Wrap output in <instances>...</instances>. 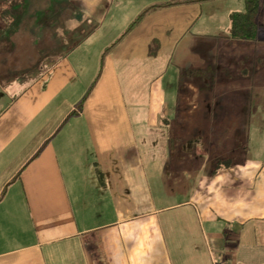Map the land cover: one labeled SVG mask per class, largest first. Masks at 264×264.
<instances>
[{
	"label": "crops",
	"instance_id": "crops-1",
	"mask_svg": "<svg viewBox=\"0 0 264 264\" xmlns=\"http://www.w3.org/2000/svg\"><path fill=\"white\" fill-rule=\"evenodd\" d=\"M142 1L134 11L126 8L135 25L112 46L124 55L129 41L144 56H166L162 74L146 84L148 113L102 107H124L129 94L128 82L121 90L118 63L111 58L107 89L88 100L86 88L80 90L87 79L82 46L64 52L43 77L15 83L0 77V264H264V139L263 145L249 142L264 129L247 114L200 113V105L214 98L210 58L221 54L220 47L225 56H241L239 45L255 50L264 13L259 10L257 39L250 43L230 37L229 16L244 10L241 0L223 11L211 9L217 0ZM99 3L85 0L92 15ZM205 4L209 9H202ZM169 8L187 10L192 21L175 24ZM120 10L101 17L112 18L110 32L119 26ZM49 38H56L55 30ZM7 48L0 46V52ZM173 54L196 60L177 67L184 80L169 73ZM242 66L230 62L222 68H237L244 75L239 80L264 89L261 75L247 74L256 65ZM238 79L226 83L242 84ZM179 86L184 89L178 93ZM157 103H165L164 109H155ZM238 130L240 144H233ZM153 132L163 144L152 143ZM168 181L185 186L172 192ZM166 197L179 201L165 204Z\"/></svg>",
	"mask_w": 264,
	"mask_h": 264
},
{
	"label": "rangeland",
	"instance_id": "rangeland-1",
	"mask_svg": "<svg viewBox=\"0 0 264 264\" xmlns=\"http://www.w3.org/2000/svg\"><path fill=\"white\" fill-rule=\"evenodd\" d=\"M2 1H6L7 5L0 6V31H3L1 37L2 45L0 46H7L8 48L0 52L1 78H5V80H9V82L12 81L15 83L16 81H22V79L36 78L35 74H37V78L39 76L43 77L51 69V63L55 65L61 61L60 57L64 56V52L66 53L67 50L72 48H75L74 50H80V46H82V64L85 67L84 74H86L87 79L85 78L86 80L82 82L80 90L83 91L86 88L88 100L94 99L97 92H105L107 89L104 73L107 62L111 58L112 63H118L117 76L120 81L121 90L124 91L125 89L122 85L123 82H128V87L126 89L129 94H127L125 98L123 97L126 101L124 107H128V109H125L123 104L116 106L114 103L107 102L102 103V107H106V109L113 108L118 111H134L136 113L149 112L146 110L148 102H145L147 98L146 84H148L154 77L162 74L161 72L164 69L163 59L166 56H144L141 47L135 49L133 47L130 48L134 43L129 41H127L128 45L121 51L122 53H125L124 55H121L120 51L113 52V47L115 45L112 46L115 40H118L119 38L124 42V39L122 38L128 34L127 30L135 25L132 16H129V14L126 13V8L134 11L137 7L142 6L139 4L140 1L144 5L145 2L142 0H99L101 5L99 3L97 12L92 15L85 6V0H0V2ZM157 1L151 0L153 4ZM160 1L167 2L170 0H159L158 2ZM236 1L237 0H217L215 3H212L211 9L223 11L226 4ZM243 1L244 0H241L244 9ZM262 2L263 4H261L260 10L261 13H264V0H262ZM237 3L240 5L239 1H237L236 4ZM88 4L90 5L89 2ZM117 7H121L119 14L120 23L118 28H114L110 32L108 27L113 25L112 18L101 17H103V15L109 16L111 9ZM209 7L210 5L205 4L202 9L207 10ZM149 9L150 7L147 10ZM239 9L237 8V10ZM169 10V16H177L174 17L175 24L177 25L187 24L192 21V18L186 15L190 13L187 12V10H176L172 8H169ZM98 18H100V20L96 21ZM229 18L231 22V15ZM221 21L223 25L228 23L225 18ZM82 25L83 27L80 28L79 26ZM89 25H91V27H89ZM98 25L100 26L102 33L97 29ZM51 29L56 32V38L52 41L51 38H49L51 37ZM30 32H33L37 37ZM224 33L225 32L222 31L223 35ZM259 38L262 39V42L255 47V50L252 48L246 49V45H239V48L243 49L241 56L222 55L224 50L220 47L219 52L221 54L210 58V64L213 65V76L215 77L216 82L213 92L214 98L210 99V97H208L207 99H209V101L206 102L208 104L200 105V113L208 111L209 114H218L220 112L225 114L236 112L240 116H242V114H247L254 127L264 129V89L260 88V90H252L253 88L251 86L245 84V80H239L238 77H244V75L237 71V68L234 71H223L222 68L226 63L236 62L237 64L243 65L242 67H239L242 71V69L246 67V63H252V65L255 64L256 70H249L247 71V74H250V76L261 75L259 82L260 84H264V30L262 38L260 35ZM206 40L212 43L218 42L216 38H207ZM222 45L224 47L228 44L224 41L222 42ZM153 47L156 49L155 46ZM176 50L178 49H175V51ZM172 62H174V66H171L169 73H175L179 79L184 80V75L181 76L177 67L179 64L189 65L190 67L192 62L196 63V60L190 56L184 57L178 54H173ZM200 63H202V61H200ZM211 75L212 74L209 73L207 78ZM232 79H238L242 84L233 86L226 83L228 80ZM172 81L173 79L171 78L168 83ZM99 84L101 85L99 86ZM164 87L166 88V86ZM9 88L10 87H8V89ZM210 89H212V87H210ZM170 93L171 91L169 88L166 90L167 98L170 96ZM245 94L248 97L247 101L243 99ZM84 101L78 103L82 106L84 105ZM127 101H129V103ZM78 103H75V105H79ZM161 105L164 106L165 103H157L155 109L160 110L162 107ZM179 106H181V104ZM172 109L173 108L171 107L169 108V110ZM72 118L73 114L69 116V119ZM144 121L147 123V120ZM210 121L211 115H208L205 122ZM70 123H73V120L69 121L68 125H70ZM238 132L239 130L232 137L233 144H240L238 140L240 139ZM150 137L153 138L152 143L155 146L157 144L159 145V143L163 144L164 139L159 138L155 132H153ZM263 139L264 135L249 136V142L256 145H263ZM238 146L239 145L235 147ZM236 154L239 155V152ZM178 159H182L181 151ZM162 184L163 183L161 182V185ZM184 186V183L176 186V184L171 183L170 181L166 184L167 189L172 192H175L176 190L179 191ZM151 197L155 202L157 198L155 190H152ZM177 198L178 197H174L172 199L171 197H166L163 200L164 203L167 204L169 202L172 203L174 201H179L176 200ZM145 199H149L148 194H145Z\"/></svg>",
	"mask_w": 264,
	"mask_h": 264
},
{
	"label": "trees",
	"instance_id": "trees-1",
	"mask_svg": "<svg viewBox=\"0 0 264 264\" xmlns=\"http://www.w3.org/2000/svg\"><path fill=\"white\" fill-rule=\"evenodd\" d=\"M193 1H204V0H193ZM185 3L183 2H179ZM1 5H7L6 1L0 2ZM172 5V4H165ZM160 6V5H156ZM153 6V7H156ZM260 10V0H244V10L233 12L231 14V25H230V37L233 40H241V41H255L257 39V31L259 28L258 15ZM135 23V21H133ZM132 27V26H131ZM130 29V28H129ZM128 31V30H127ZM191 71L185 72V75H190ZM184 89V87H178V93ZM161 109L163 110L164 106L161 105ZM221 163L231 164L230 160L223 161Z\"/></svg>",
	"mask_w": 264,
	"mask_h": 264
}]
</instances>
